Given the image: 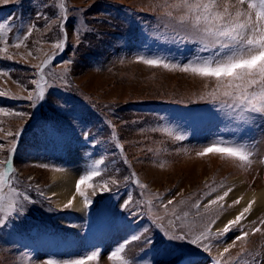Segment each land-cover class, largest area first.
<instances>
[{
    "label": "rangeland",
    "instance_id": "374dc122",
    "mask_svg": "<svg viewBox=\"0 0 264 264\" xmlns=\"http://www.w3.org/2000/svg\"><path fill=\"white\" fill-rule=\"evenodd\" d=\"M63 2L68 10L67 45L60 52L52 44L65 35L56 18L61 0H0V23L10 24L12 31L6 35L10 42L32 29L25 41L27 47L0 52V72L8 73L0 76V91L7 94L0 96V108L27 114H0V144L5 145L0 159L6 158L15 140L14 179L20 182L16 188L34 201L25 205L23 215L0 227V264H43L48 259L78 257L97 246L102 250L98 264H111L107 255L132 234L140 239L128 244L122 253L132 264H180L182 255L195 256L196 264L216 260L221 264H264V226L259 224L264 212L237 226L249 235L223 257V248L240 235L236 228L222 237L223 243L212 240L210 254L186 240L165 236V231L169 235L175 231L167 223L173 206L180 213H190L182 221V231L198 233L209 216L219 217L238 205L227 202L228 195L222 209L214 205L209 213L196 217L192 205L207 203L205 193L213 188L212 193L221 190L219 194L229 187L234 190L237 185H231L230 179L239 176L247 190L264 187V119L239 124L217 112L204 96L211 82L136 62L139 55H161L173 63H186L193 54L192 45L181 48L168 42L174 33L159 7L163 0ZM54 53L45 69L53 87L48 89L47 99L33 108L29 100L19 97H26L28 90L35 88L31 81L38 78L37 66ZM73 116L86 120V125ZM20 129L18 139L6 135ZM83 132L88 133L87 139ZM176 135L187 138L178 141ZM217 138L247 143L254 153L250 166L242 168L238 162L212 154L197 155ZM68 147L90 156L81 174L103 160L102 175L94 184L118 181L116 186L109 184L112 191L101 193L97 189L94 197L92 189L88 190L94 203L82 221L71 209L58 207L56 200L46 197L51 173L70 166ZM136 180L146 187H138ZM156 196L163 203L174 201L169 215L158 206ZM129 198L128 209H122ZM59 215L66 216L70 225L58 223L55 218ZM257 226L262 231L253 235Z\"/></svg>",
    "mask_w": 264,
    "mask_h": 264
},
{
    "label": "snow or ice",
    "instance_id": "6c2138e0",
    "mask_svg": "<svg viewBox=\"0 0 264 264\" xmlns=\"http://www.w3.org/2000/svg\"><path fill=\"white\" fill-rule=\"evenodd\" d=\"M159 7L162 9V15L167 18L168 24L172 26L174 33L167 38L168 42L181 48L192 45L194 46L193 54L187 59L186 63H173L167 57L161 55L150 57L139 55L136 57V62L150 68L179 71L211 82L212 87L204 96L208 98L217 112L239 124L244 125L256 119H264V0H163ZM59 8L60 12L56 18L60 20L59 27L65 35L63 39L54 42L52 46L62 52L67 45L65 25L68 20V10L63 0H61ZM45 19L48 18L45 17ZM11 31L10 24L0 23V43L3 45L0 47V52L7 53L9 47L16 49L21 46L27 47L25 41L32 35V29H28L26 35L17 37L14 42H10L6 38L7 33ZM205 53L206 55H204ZM28 55H31V51L28 52ZM54 57L55 53L37 66L38 72L35 75L38 78L31 81L35 88L28 90L26 97H19L29 100L31 102L30 106L33 108L39 102L47 99L48 89L53 87L46 79L45 69L51 65ZM8 59H12V56L9 55ZM67 63H71V61ZM7 75V72H0V76ZM205 88H208L207 83ZM50 94L55 95V93ZM5 95H7L5 92L0 91V96ZM0 114L16 117L27 115L19 111L8 113L3 108H0ZM73 119L82 125L87 123L81 117L73 116ZM22 131L23 129L15 133L9 131L6 135L18 139ZM0 132H3V128H0ZM82 135L87 139V132H83ZM112 138L113 140L116 139L114 131ZM186 138V135L175 136L178 141ZM4 146L0 144V150H3ZM117 147H120L123 153V148L119 144H117ZM15 151L16 145L15 140H13L6 158L0 159V227H6L12 217L23 215L26 204L34 203L27 193L18 191L16 188V184L20 182L18 179H14ZM209 154L218 156L224 161L238 162L242 168L250 166L251 157L254 155L247 143L223 138H217L209 142L202 147V150L197 152L199 157H205ZM100 164H103V160L96 162L92 168L79 176L75 184V195L68 200L64 208L72 209L76 196H79L82 198L83 209L89 210L94 203L88 195L89 189H92V196L94 197L97 194V189L101 193L110 192L112 189L109 188V184L113 186L118 184L116 179L93 183L96 177L102 175L103 170L100 168ZM56 170L60 171V169ZM132 175L135 176V173ZM134 182L141 189L146 187L138 180ZM206 187L208 186L206 185ZM213 191H215L214 188L204 195L206 197L211 196ZM232 191L233 189L229 187L222 194L208 200L207 203H203V201L195 202L192 205V208L196 210L194 215L202 217L204 214L209 213L214 205L222 209L224 207L222 202ZM155 199L160 201L158 206L163 207L165 216L169 215V205H174V201L169 199L167 203H163L162 198L159 196H156ZM240 199L233 201V203L239 204ZM254 202H250L234 219L216 232H213L212 229L217 223L218 217L212 218L209 216L203 222L202 230L198 233L182 231L184 227L182 221L190 213L189 211L180 213L173 206L171 209L172 218L168 219L167 223L175 231L171 235L165 231V236L169 240H186L197 249L210 254L213 247L211 241L217 240L223 243L222 237L236 228L240 235L234 239L232 245L223 248V253H221L223 257L224 253H228L230 248L236 246L237 241H246L249 233L244 231L242 226L239 228L237 226H240L242 219L246 218L245 214L251 211ZM130 204L131 198L121 207L127 210ZM202 204L203 212L201 211ZM231 206L229 205V207ZM157 220H163V217H157ZM177 221H181V223L177 224ZM253 223H256V221H253ZM259 224L264 226V219H261ZM261 226L255 227L252 234L260 233L262 231ZM160 227H163V225H160ZM139 239V235L132 234L107 255V260L111 264H132L122 253L125 252L128 244ZM145 243L148 244L151 241L145 240ZM241 255L243 256V251ZM101 256L102 250L97 246L84 250L78 257H69L62 260L48 259L43 264H98ZM180 264H196L195 256L182 255ZM213 264H221V262L216 260ZM237 264H239V261H237Z\"/></svg>",
    "mask_w": 264,
    "mask_h": 264
},
{
    "label": "bare ground",
    "instance_id": "6f19581e",
    "mask_svg": "<svg viewBox=\"0 0 264 264\" xmlns=\"http://www.w3.org/2000/svg\"><path fill=\"white\" fill-rule=\"evenodd\" d=\"M66 151L67 161L70 166L60 169V171L51 173L50 183L46 187V197L56 200V205L58 207L64 206L68 200L75 195V184L81 175L82 170L90 161V156L86 152H81L70 147L66 148ZM243 180L244 179L240 176L232 177L230 179V184L237 185V187L229 194L226 201L232 202L235 199H240L241 197L242 199H240V203L236 207L224 211L219 215L217 223L213 226V232L222 229L252 201H255L252 204V209L249 213L245 214L246 218L242 219L241 224L254 220L264 212V187H258L256 190H247L246 184ZM220 191L221 190L212 193V195L208 196L204 202L214 198L220 193ZM71 210L77 216L79 221L85 219L87 210L83 209L81 197L76 196V200L73 202ZM55 219L62 225H70L68 218L64 215H59Z\"/></svg>",
    "mask_w": 264,
    "mask_h": 264
}]
</instances>
